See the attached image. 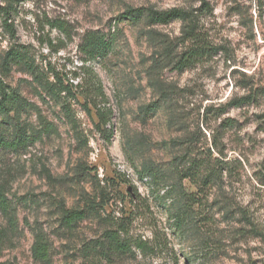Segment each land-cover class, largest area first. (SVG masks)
<instances>
[{"label": "rangeland", "instance_id": "rangeland-1", "mask_svg": "<svg viewBox=\"0 0 264 264\" xmlns=\"http://www.w3.org/2000/svg\"><path fill=\"white\" fill-rule=\"evenodd\" d=\"M139 6L192 9L217 51L174 68L189 45L182 20H128ZM0 8V74L21 105L0 114V136L33 137L0 149V185L17 218L12 230L0 212V264H264V0H0ZM90 33L112 42L85 60ZM13 50L22 61L6 66ZM56 75L73 93L59 91ZM105 107L111 119L97 127ZM207 147L229 166L204 185ZM190 164L200 170L193 177ZM172 199L196 201L188 229ZM71 208L88 214L68 227ZM108 230L128 247L110 246ZM39 233L47 261L31 254Z\"/></svg>", "mask_w": 264, "mask_h": 264}, {"label": "trees", "instance_id": "trees-1", "mask_svg": "<svg viewBox=\"0 0 264 264\" xmlns=\"http://www.w3.org/2000/svg\"><path fill=\"white\" fill-rule=\"evenodd\" d=\"M3 8H0V14L3 12ZM126 18L130 21H138L145 18L149 23H165L170 19L177 18L182 20V38L184 41H188V46L183 49L174 63V68L184 69L188 66H192L204 58L208 57L212 52L217 51V47L213 45L200 29L199 25V15L192 9H184L180 7H171L167 9H155L154 7H135L128 8L125 12ZM4 25L6 29L11 31V25L4 19ZM87 41H83L81 47L82 51L86 55V59L94 58L100 51L109 46L110 39H107L104 34H88ZM84 39V40H85ZM22 61L21 55L18 51H7L4 55V64L10 65L13 63H19ZM59 81V91L65 92L66 94L73 93L72 83L67 82L58 75H56ZM77 76L76 71H74V77ZM20 97L17 93L2 79L0 74V114H7L12 110L18 109L21 105L19 104ZM241 99H237L235 102L238 104ZM112 111L109 107L101 108L97 110L98 123L97 127L101 125L106 126L111 119ZM228 121V120H226ZM229 122V121H228ZM54 125L52 123H47L45 125V130L53 129ZM103 133L107 134L108 137L111 134V128L104 127ZM33 137L26 135L25 133L19 136H14L11 139H6L0 136V149L7 148L12 150H17L22 146H25ZM205 159L201 160L203 168V176H201L202 183L208 185L213 181H216L218 177L224 175V171L228 169L229 162L212 156V151L210 147L205 149ZM195 158H191L194 160ZM197 166V164H196ZM188 169H193L190 174L195 176L200 170L194 169L190 164ZM173 188V184H170ZM168 188L166 191L168 194L175 193L174 189ZM203 188V187H198ZM173 203L176 204L177 211L179 213L174 214V219L179 223L186 225V229L189 228L192 221L190 218L189 211L186 209L187 206L191 205L195 200H186L185 203L179 206V202L172 199ZM181 202V200H180ZM178 203V207H177ZM0 212L7 218L8 226L10 229L14 230L17 228V218L15 216L14 207L11 199L5 193L2 185H0ZM88 214V210L85 208H71L64 211L62 220L66 226L71 227L75 222L82 220ZM105 237L108 240V244L116 249H125L128 244L121 241L118 238V234L115 230H108L105 233ZM1 240V239H0ZM31 254L35 260L47 261L50 256V243L47 237L43 233H39L34 243L31 247Z\"/></svg>", "mask_w": 264, "mask_h": 264}]
</instances>
